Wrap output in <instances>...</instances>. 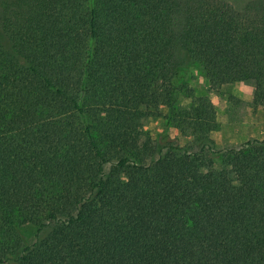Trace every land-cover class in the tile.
<instances>
[{
	"label": "trees",
	"instance_id": "1",
	"mask_svg": "<svg viewBox=\"0 0 264 264\" xmlns=\"http://www.w3.org/2000/svg\"><path fill=\"white\" fill-rule=\"evenodd\" d=\"M0 26V264H264V139L216 148L184 86L264 100V0H0Z\"/></svg>",
	"mask_w": 264,
	"mask_h": 264
},
{
	"label": "rangeland",
	"instance_id": "2",
	"mask_svg": "<svg viewBox=\"0 0 264 264\" xmlns=\"http://www.w3.org/2000/svg\"><path fill=\"white\" fill-rule=\"evenodd\" d=\"M225 1L239 10L247 0ZM0 43L4 46L8 45L1 26ZM188 73L189 76L184 81V86L192 91L194 97L203 95L208 97L214 106L215 118L220 124V128L211 132L210 138L214 141L216 148L236 147L247 140L264 139V100L260 101L259 104H253L254 83L252 81L226 85L218 92H214L199 64L189 63ZM186 95V92H181L178 96V101L182 107H187L192 101ZM162 112L166 113L165 110ZM143 123L145 131L152 139L165 132L164 121L160 117H147ZM168 132L172 138L177 139L180 146L186 144V137L175 129L170 128ZM21 228L29 238L34 234L35 228L32 225H24Z\"/></svg>",
	"mask_w": 264,
	"mask_h": 264
},
{
	"label": "crops",
	"instance_id": "3",
	"mask_svg": "<svg viewBox=\"0 0 264 264\" xmlns=\"http://www.w3.org/2000/svg\"><path fill=\"white\" fill-rule=\"evenodd\" d=\"M236 84H240V83H236ZM248 96L250 95V94H247ZM248 98V97H247Z\"/></svg>",
	"mask_w": 264,
	"mask_h": 264
}]
</instances>
